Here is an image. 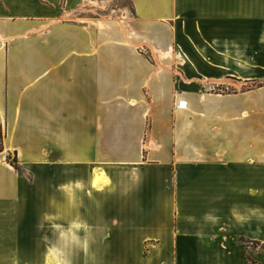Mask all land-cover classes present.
Instances as JSON below:
<instances>
[{
    "label": "crops",
    "instance_id": "1",
    "mask_svg": "<svg viewBox=\"0 0 264 264\" xmlns=\"http://www.w3.org/2000/svg\"><path fill=\"white\" fill-rule=\"evenodd\" d=\"M95 1L0 0V264H264V0Z\"/></svg>",
    "mask_w": 264,
    "mask_h": 264
},
{
    "label": "rangeland",
    "instance_id": "2",
    "mask_svg": "<svg viewBox=\"0 0 264 264\" xmlns=\"http://www.w3.org/2000/svg\"><path fill=\"white\" fill-rule=\"evenodd\" d=\"M97 3L100 5H96ZM87 10L101 22L108 21L114 25H118V28H120L119 30L127 32L131 29L134 13L128 0H96L95 3L87 6ZM129 32L133 33V30ZM133 46L140 55L146 58L150 65L155 67L164 69L165 67H176L181 65L180 61L176 60L172 53L166 55L156 54L153 48H150L146 42L139 46L135 44ZM212 90L213 92H222L221 88L218 86L212 87Z\"/></svg>",
    "mask_w": 264,
    "mask_h": 264
},
{
    "label": "trees",
    "instance_id": "3",
    "mask_svg": "<svg viewBox=\"0 0 264 264\" xmlns=\"http://www.w3.org/2000/svg\"><path fill=\"white\" fill-rule=\"evenodd\" d=\"M10 163L12 164V165H14L17 169H19L18 168V165H17V161L14 159V160H12V159H10Z\"/></svg>",
    "mask_w": 264,
    "mask_h": 264
},
{
    "label": "clouds",
    "instance_id": "4",
    "mask_svg": "<svg viewBox=\"0 0 264 264\" xmlns=\"http://www.w3.org/2000/svg\"><path fill=\"white\" fill-rule=\"evenodd\" d=\"M83 247L85 248V249H87V241L85 240V242H84V244H83Z\"/></svg>",
    "mask_w": 264,
    "mask_h": 264
},
{
    "label": "bare ground",
    "instance_id": "5",
    "mask_svg": "<svg viewBox=\"0 0 264 264\" xmlns=\"http://www.w3.org/2000/svg\"><path fill=\"white\" fill-rule=\"evenodd\" d=\"M186 105V104H185ZM185 105H184V103H182V106H181V108H184L185 107Z\"/></svg>",
    "mask_w": 264,
    "mask_h": 264
},
{
    "label": "built area",
    "instance_id": "6",
    "mask_svg": "<svg viewBox=\"0 0 264 264\" xmlns=\"http://www.w3.org/2000/svg\"><path fill=\"white\" fill-rule=\"evenodd\" d=\"M182 106V105H181Z\"/></svg>",
    "mask_w": 264,
    "mask_h": 264
}]
</instances>
